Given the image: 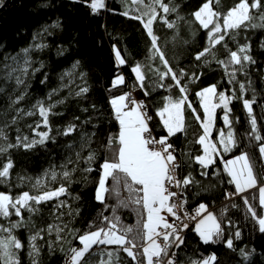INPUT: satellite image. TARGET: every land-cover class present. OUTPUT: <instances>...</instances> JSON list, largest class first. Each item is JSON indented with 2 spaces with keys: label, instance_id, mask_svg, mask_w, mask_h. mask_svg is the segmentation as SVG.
Masks as SVG:
<instances>
[{
  "label": "trees",
  "instance_id": "16d2710c",
  "mask_svg": "<svg viewBox=\"0 0 264 264\" xmlns=\"http://www.w3.org/2000/svg\"><path fill=\"white\" fill-rule=\"evenodd\" d=\"M90 2L0 0V62L5 55L31 48V67L22 77L24 84L17 87L14 81L0 79L3 88L0 91V148L5 149L0 152V170L9 161L13 165L7 178L0 177V192L17 197L23 192L36 195L60 185L67 188V193L58 199L33 205L34 212L22 209L23 219L15 214L0 216V229L11 230H0V240L13 236L22 244L20 249H10L18 264H33L34 260L36 264H63L71 256V249L82 247L78 240L80 235L105 226L102 222L105 216L109 219L119 217L118 228L134 229L129 238L135 234L146 213L139 205L124 207L120 204V200L128 196L127 192L121 188L117 194L109 179L104 202L96 199L101 174L99 165L104 158H111L107 141L119 130L110 100L136 92L145 101L152 134L160 138L167 136V130L157 113L168 103V98L175 101L182 95L170 76L160 79L158 71L167 69L159 55H154L151 39L142 23L133 18L147 11L146 5L151 0H144L143 5L132 4L131 0H107L106 7L95 13L89 7ZM203 2L164 0L175 11L163 13L156 6L160 15L152 25L158 37L157 45L168 65L177 74L181 70L185 73L180 77L181 84L187 89L183 106L184 129L168 138L179 160L178 179L191 175L194 182L183 189L188 207L195 209L202 203L207 205L224 230L222 239L207 244L194 229L188 231L178 254L183 263L200 261L215 254V264H264V232L259 230L243 200L247 197L257 215L264 216L258 188L226 199V194L235 192V186L229 183L231 178L225 171L226 161L247 153L258 184H264L261 173L264 157L259 151L264 139L257 141L250 135V116L243 105L245 99L254 101L252 115L258 134L264 137V27L260 26L264 24L260 19L264 7L253 10L254 18L250 22L228 30L224 40L211 49V54L197 60V54L209 47L208 30L202 28L192 15ZM236 2L219 0L213 8L224 14ZM125 12L128 15H124ZM160 17L166 18L173 27L169 28ZM35 45L43 47L36 48ZM115 46L125 60L123 65H118ZM242 46H247L244 54L249 55L251 61L229 65V52L238 51ZM221 60L225 62L223 65L217 62ZM136 65L141 66L144 75L143 87L131 70ZM117 75L124 77V83L113 87L112 81ZM213 85L217 95L225 93L231 97L229 119L236 143L229 151H223L219 132L223 129L227 136L229 128L223 121V107L216 108L210 140L218 146L219 154L214 157L215 163L204 169L194 159L203 155V146L197 141L203 134L204 111L196 93ZM83 87L88 91L77 95ZM21 94L24 99L13 104L12 101ZM37 101L53 106L47 127L33 108ZM28 112L35 114L26 115ZM196 116L200 117L199 121ZM70 126L75 130L65 135ZM41 132L48 134L44 143L29 148L23 146L33 140L39 141L37 133ZM90 153H95V159L87 163ZM87 168L92 170L86 171ZM51 171L57 173L55 179L45 175ZM64 171L70 172L68 178L63 177ZM205 171L207 176H202L201 172ZM38 179L42 183L37 188L34 185ZM61 201L64 206L57 207ZM49 225L53 226L51 232ZM236 231L240 232L239 239L235 238ZM37 232L39 236L32 242L30 238ZM228 238L233 239L231 249L225 246ZM32 243L39 250L38 254H30ZM108 252L112 253V264H137L115 245H94L85 259L88 264H100L109 259Z\"/></svg>",
  "mask_w": 264,
  "mask_h": 264
},
{
  "label": "snow or ice",
  "instance_id": "6c2138e0",
  "mask_svg": "<svg viewBox=\"0 0 264 264\" xmlns=\"http://www.w3.org/2000/svg\"><path fill=\"white\" fill-rule=\"evenodd\" d=\"M132 4H144V0H131ZM219 3V0H204L202 5L192 15L195 20L199 22L202 28L208 30L209 47L204 48L196 56L197 60H200L207 54H211V49L217 44H220L224 40V36L228 30H235L246 22H250L254 17L251 15L253 10H260L264 7L262 0H237V2L227 10L226 13L221 14L214 10L213 4ZM162 10L163 13H169L175 11L174 8L170 9L168 4L164 3V0H151V3L147 4V11L143 12L139 16L133 17L140 20L145 28L147 35L151 39V47L154 55L158 54L164 67L167 69L164 72H159L158 75L161 80L166 77H171L175 86L179 88L181 97L175 101L168 98V103L157 113L160 117L164 128L167 130V136L160 137L159 139L151 135V130L148 127V120L151 119L147 116L146 112L142 111L143 104H138L134 100H130L129 94L125 93L118 97H113L110 100V104L114 110L115 119L118 122L119 130L115 135H110L107 141V149L112 152L111 158H104L100 167V178L98 181V188L96 192V199L101 203L104 202V193L109 191L106 186L109 179L113 181V191L119 194V190L122 188L128 193V196L120 200V204L124 207L130 204H136L142 207L146 216L143 217V223L135 230V234L129 238V234L134 232V229L130 227H119V217H103L102 222L105 226L99 227L96 230L89 231L78 237L80 248L71 249V256L69 264H88L85 259L86 254L90 252L94 245H115L118 250H122L131 257L137 264H176L174 257L175 252H169V249L175 247L177 249L183 245L184 240L181 236V232L188 228V224L184 223L187 215H181L183 213V207L186 200L183 198V189L191 185L194 181L191 175L184 176L178 179L176 176V170L179 165L176 163V156L173 154V145L168 143V138L175 135L177 132H182L184 129L183 122V106L187 100L186 87L181 84L180 77L185 73L183 70L179 74L173 71L168 65V61L164 58V54L160 51L157 45L158 37L153 32V23L160 15L157 12V7ZM89 7L93 13L104 7V0H91ZM128 15L127 12L123 13ZM147 17V20L144 17ZM169 28L173 27L172 23H169L166 18L160 17ZM222 19V23H221ZM260 19L264 21V11L260 13ZM58 26V25H54ZM255 26V25H253ZM264 27V24L260 25ZM46 30V29H45ZM223 33V34H222ZM36 48H41L43 45H35ZM247 46H242L238 51L229 52L228 64L242 65V62L251 61V57L247 54ZM31 48H24L15 55H5L3 61L0 62V79L5 81H14L18 87L24 84L23 76L28 74V70L31 67ZM243 54V55H241ZM116 60L118 65H123L125 60L121 57L119 50L115 51ZM220 64H224V61H217ZM254 62V61H252ZM76 67L75 65L73 66ZM132 72L135 73L136 79L140 82V86L143 87L144 75L141 71V66L136 65L133 67ZM39 71V69H34ZM70 75V73H69ZM195 75V74H193ZM234 77V74H233ZM124 83V77L117 75L112 81V86L117 87ZM164 85H161L163 87ZM241 90L244 89V85H240ZM0 91L3 88L0 87ZM88 89L83 87L77 92V95L86 93ZM147 95V92H145ZM200 97L201 106L204 111V120L201 122L203 134L199 136L198 143L203 146V155L195 156V161L204 169H207L210 165L215 163L214 154L218 155V149L215 143L211 142V130L214 124V112L218 107H223L224 115L223 121L229 131L227 136L223 129L220 130L219 143L223 146V151L227 152L230 147L235 146V139L233 132L231 131V120L229 119V104L231 97L225 93H216V87L210 86L196 93ZM51 96V94H50ZM218 99V103H214L213 99ZM24 99V95L17 96L12 103H19ZM134 105L128 108V104ZM254 101L245 99L243 101L244 108L247 110L250 116L251 133L257 141H261L264 137H261L257 132L256 119L252 115V104ZM52 105L45 106L43 101H37L33 108L42 117V123L44 127L48 126V116L51 112ZM191 107V105H189ZM127 109V110H126ZM22 111V110H17ZM35 112H28L26 115H34ZM199 121L200 117L196 116ZM40 127V125H37ZM74 126H70L65 135L74 131ZM40 136V140H33L26 144L24 147L29 148L36 143H44L48 138L47 132L37 133ZM19 139V138H18ZM27 140V137L24 138ZM13 147V145H9ZM5 149L0 148V152ZM261 156L264 157V143L259 147ZM78 155V154H77ZM95 159V153H90L86 162L91 163ZM71 163V161H69ZM13 167L11 161L3 165L0 170V177L7 178L9 176V170ZM91 171V168L85 169ZM225 171L231 178L229 183L234 184L235 192L226 194V199L231 198L233 195H239L250 188L257 187V178L253 173L252 166L250 164L247 153H241L232 160L225 162ZM46 176L50 175L52 179L56 178L57 173L51 171L45 173ZM64 178L70 176L69 171L62 173ZM202 176H207V172H201ZM41 180H37L34 187L41 186ZM176 188L179 191H172V188ZM259 191V205L261 210H264V186L258 188ZM67 193V188L64 185L59 187L39 192L36 195H32L29 192H23L17 197H13L10 194L0 192V216L8 217L15 214L17 217H22V209H27L30 212L36 211L33 205H39L44 202H48L54 199H58L60 196ZM244 204L247 206L248 212L251 217L257 221L259 230L264 232V216H258L256 210L249 203L247 197H243ZM64 206V202L61 201L57 207ZM235 206V205H233ZM166 212L173 220L169 222L165 215L161 213ZM207 213L206 215H203ZM223 215V212L221 213ZM197 217H201L195 224L194 231L199 235L201 240L207 243H215L217 240L223 238L224 230L221 226V222L218 221L215 214L207 211V205L200 204L196 210L195 215H192L190 219L196 220ZM180 223L177 224L176 222ZM229 223H231L229 221ZM18 225H13L17 227ZM10 232V229H0ZM53 226H48V231L51 232ZM62 229H57L60 231ZM39 236V232L33 235L30 240L34 242ZM240 232H235V238L239 239ZM42 239V237H40ZM140 241V243H138ZM159 241V242H158ZM225 246L229 249L233 248V239L228 238L225 240ZM22 244L13 236H9L0 240V260H3V264H18V261L14 257V253L10 249H20ZM32 253L38 254V249L35 243H32ZM245 255V253H241ZM109 259L107 261H101L100 264H112V253H107ZM138 257H143L139 260ZM167 258V259H165ZM215 254L203 258L200 261H193L192 264H215ZM33 264H36L35 260Z\"/></svg>",
  "mask_w": 264,
  "mask_h": 264
},
{
  "label": "built area",
  "instance_id": "2783aa9c",
  "mask_svg": "<svg viewBox=\"0 0 264 264\" xmlns=\"http://www.w3.org/2000/svg\"><path fill=\"white\" fill-rule=\"evenodd\" d=\"M129 98H130V100H134V101H136L138 104H143L142 111L146 112L145 101H144L142 98H140V97L137 95L136 92H131V93L129 94ZM128 105H130V106H134V105H132L131 103H129ZM146 114H147V113H146ZM147 116L149 117V114H147ZM148 127H149V129H150L149 123H148ZM150 130H151V129H150ZM151 135H152L153 137L157 138L155 135L152 134V132H151ZM157 139H159V138H157ZM168 143H169V142H168ZM171 145H172V144H171ZM173 149H174L173 154L175 155V147H174V146H173ZM176 163L179 165V160H178L177 158H176ZM261 173H262V177H263V179H264V163H263V168H262V172H261ZM176 176H177V178H178V168H177V170H176ZM171 190H172V191H179L178 189H176V188H174V187H173ZM183 198L186 200V203L184 204V207H183V213H181V215H185V214H186L187 217H189V218H185L184 221H183L184 223H187V224H188V228L185 229L183 232H181V236L183 237V240H184V238H185L186 234L188 233V231L194 229L195 224L197 223V221H198L201 217H197L196 220H192V219H190V217H191L192 215H195L196 210L198 209L199 206H197L195 209H190V208L188 207L187 199H186V196H185L184 192H183ZM207 211H208V212H211V209L207 207ZM161 214H162V215H165V216L167 217V219L169 220V222H172L173 218H172L170 215H168L166 212L161 213ZM206 214H207V213H204L203 215H206ZM176 223L179 224L180 222L177 221ZM158 242H159V241H158ZM169 252H170V254H171V252H175V253H176V256L174 257V259H175V261H176V264H192V263H183V262L180 261L179 254H178V249H177V248L173 247V248L169 249ZM165 259H167V258H165ZM69 262H70V257L66 258V260L64 261L63 264H69Z\"/></svg>",
  "mask_w": 264,
  "mask_h": 264
},
{
  "label": "crops",
  "instance_id": "0c3cea01",
  "mask_svg": "<svg viewBox=\"0 0 264 264\" xmlns=\"http://www.w3.org/2000/svg\"><path fill=\"white\" fill-rule=\"evenodd\" d=\"M131 107H133V106H130V105H128V108H131ZM127 110V109H126ZM216 110V109H215ZM183 122H184V118H183ZM217 149H218V146H217ZM218 152H219V149H218ZM214 157H215V154H214ZM213 157V158H214ZM234 159V158H233ZM230 160H232V159H230ZM261 186H264V184H258V182H257V187L256 188H259V187H261ZM251 189H253V188H250V189H248L247 191H249V190H251ZM247 191H245V192H247ZM245 192H243V193H245ZM243 193H241V194H243ZM104 196H105V193H104Z\"/></svg>",
  "mask_w": 264,
  "mask_h": 264
},
{
  "label": "rangeland",
  "instance_id": "374dc122",
  "mask_svg": "<svg viewBox=\"0 0 264 264\" xmlns=\"http://www.w3.org/2000/svg\"><path fill=\"white\" fill-rule=\"evenodd\" d=\"M106 3H107V0H104V8L106 7ZM116 50H118V48L115 46V47H114V52H115ZM120 54H121V53H120ZM213 102H214V103H218V101H216V98L213 99ZM212 128H213V127H212ZM211 132H212V130H211ZM211 142H212V141H211Z\"/></svg>",
  "mask_w": 264,
  "mask_h": 264
}]
</instances>
